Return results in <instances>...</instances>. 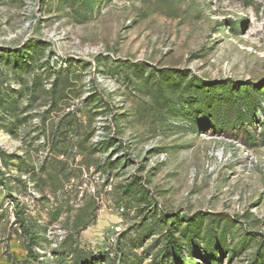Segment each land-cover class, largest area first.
<instances>
[{
  "label": "rangeland",
  "instance_id": "obj_1",
  "mask_svg": "<svg viewBox=\"0 0 264 264\" xmlns=\"http://www.w3.org/2000/svg\"><path fill=\"white\" fill-rule=\"evenodd\" d=\"M0 264H264V0H0Z\"/></svg>",
  "mask_w": 264,
  "mask_h": 264
},
{
  "label": "trees",
  "instance_id": "obj_2",
  "mask_svg": "<svg viewBox=\"0 0 264 264\" xmlns=\"http://www.w3.org/2000/svg\"><path fill=\"white\" fill-rule=\"evenodd\" d=\"M238 119L240 122L243 123L242 121V117H241V114L240 112H238ZM171 232V230H169V233ZM168 241V244L172 246V249H173V253L172 255L175 257V256H180L182 254V250H181V245L179 244V241L177 238H174L173 234H170L169 235V238L167 239Z\"/></svg>",
  "mask_w": 264,
  "mask_h": 264
}]
</instances>
